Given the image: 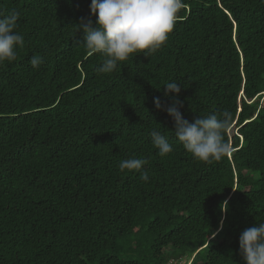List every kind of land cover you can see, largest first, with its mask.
Here are the masks:
<instances>
[{"label": "trees", "instance_id": "trees-1", "mask_svg": "<svg viewBox=\"0 0 264 264\" xmlns=\"http://www.w3.org/2000/svg\"><path fill=\"white\" fill-rule=\"evenodd\" d=\"M185 2L161 49L105 74L77 30L91 0H0L25 41L0 66V264H245L239 237L264 222V0ZM172 81L190 122L232 113L220 160L194 158L156 108ZM133 157L148 182L119 170Z\"/></svg>", "mask_w": 264, "mask_h": 264}, {"label": "clouds", "instance_id": "clouds-1", "mask_svg": "<svg viewBox=\"0 0 264 264\" xmlns=\"http://www.w3.org/2000/svg\"><path fill=\"white\" fill-rule=\"evenodd\" d=\"M186 7L185 0H91L90 10L97 16L95 24L82 17L77 30L85 33L84 45L90 53L104 57L98 71L110 74L120 62L127 61L132 54L143 53L152 56L161 49L174 30L179 13ZM20 13L12 10L0 12V66L5 61L13 62L18 57V48L25 46L24 36L16 31ZM43 63V57L34 55L30 59L33 68ZM165 95L175 93L177 98L171 105L155 99L157 109L166 110L175 123L174 135L199 161L211 163L220 160L230 152L226 135L232 128L233 116L230 111L209 113L190 122L182 115L183 103L178 99L181 84L166 83ZM153 145L161 157L173 152V145L160 131L150 133ZM147 160L127 158L118 167L139 173L140 179L149 181V173L144 169ZM227 201L222 208L227 211ZM240 254L245 264H264V222L246 228L239 237Z\"/></svg>", "mask_w": 264, "mask_h": 264}, {"label": "rangeland", "instance_id": "rangeland-1", "mask_svg": "<svg viewBox=\"0 0 264 264\" xmlns=\"http://www.w3.org/2000/svg\"><path fill=\"white\" fill-rule=\"evenodd\" d=\"M233 128H231V132H232ZM185 261H187V259H183L181 262L184 263Z\"/></svg>", "mask_w": 264, "mask_h": 264}]
</instances>
